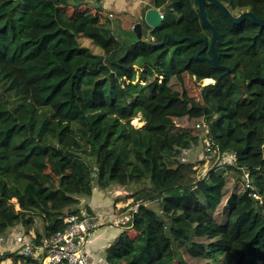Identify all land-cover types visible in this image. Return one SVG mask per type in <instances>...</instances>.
Returning <instances> with one entry per match:
<instances>
[{"label": "trees", "instance_id": "1", "mask_svg": "<svg viewBox=\"0 0 264 264\" xmlns=\"http://www.w3.org/2000/svg\"><path fill=\"white\" fill-rule=\"evenodd\" d=\"M89 1L0 0V238L20 231L40 247L67 227L66 213L81 214L70 207L77 199L118 186L139 208L106 248L107 264H264V28L206 3L230 73L205 87L225 71L197 59L204 43L163 39L210 45L193 0L150 1L164 9L153 45L133 30L118 35L102 1ZM218 1L264 19V0ZM200 123L204 158L182 162V150L200 147ZM212 156L224 164L198 175ZM6 260L40 263L17 250Z\"/></svg>", "mask_w": 264, "mask_h": 264}, {"label": "built area", "instance_id": "2", "mask_svg": "<svg viewBox=\"0 0 264 264\" xmlns=\"http://www.w3.org/2000/svg\"><path fill=\"white\" fill-rule=\"evenodd\" d=\"M103 7L106 9V4L110 0H101ZM112 17V14H110ZM164 19V12L161 14ZM211 152V148L205 149ZM191 150L184 149L181 152L180 159L182 162H187L190 158ZM236 159V155L232 156ZM247 187H250L248 184ZM249 195L254 199H259V194L253 189L250 190ZM15 201V199H13ZM138 206H133V212L138 211ZM64 222L67 227L64 230L57 231L55 234L45 237L42 245L37 247L32 241H27L20 231H10L8 235H3L0 238V245H12L17 250L18 254L26 257L31 255L39 257V264H89L85 248L88 243L92 230L97 226L94 219L86 212L81 214L66 213ZM7 249L6 251H14ZM1 253L4 251L0 250Z\"/></svg>", "mask_w": 264, "mask_h": 264}, {"label": "crops", "instance_id": "3", "mask_svg": "<svg viewBox=\"0 0 264 264\" xmlns=\"http://www.w3.org/2000/svg\"><path fill=\"white\" fill-rule=\"evenodd\" d=\"M150 1L151 0H110L106 4L107 8L105 10L108 11L109 14H113L112 17L116 16L113 27L118 35L121 37L125 36L130 30H133L136 23L141 21L143 12L145 11V9H142V5L147 4L148 8L158 7L155 4H151ZM131 20H135V22L130 27ZM103 193L104 192L101 193L99 190H95L93 196L87 199L82 198V204L77 207L81 210V213H88L97 223V226L90 234L85 248L86 258L89 264H107L105 250L117 237L120 226L123 223L122 214H118L117 210H109V199L107 200L106 196H102ZM85 200L88 201L85 203ZM128 202H130V200H128ZM71 212H75V209ZM4 249L3 251L7 250V248ZM2 264H12V262L4 261Z\"/></svg>", "mask_w": 264, "mask_h": 264}, {"label": "water", "instance_id": "4", "mask_svg": "<svg viewBox=\"0 0 264 264\" xmlns=\"http://www.w3.org/2000/svg\"><path fill=\"white\" fill-rule=\"evenodd\" d=\"M206 3L212 4L220 8V10L224 13V15L233 23L239 24L243 23L245 21H250L253 24L259 25L260 27L264 28V19L257 18L252 12L250 11H244L240 13L239 15H233L224 4H222L218 0H193V5L196 10L199 11L201 21L203 22L204 26L209 28L212 33V41L209 45L208 41L205 38H198L194 40L193 38L189 37H183L181 39H176L173 35L167 33L164 35L163 39L166 37L172 38L174 41L178 42H183L186 39L191 40L194 43H204V47L199 50L196 54L197 59L203 60L207 62L212 68L224 70L225 72L216 80V82H207L204 84L205 87L212 86L216 87V85L219 83L220 79L228 75L230 73V69L225 66L220 65V60L219 56L216 51V44L218 40V33L217 30L214 28L213 24L210 22L208 18V13L206 10ZM147 4L142 5V9H146ZM164 12L163 8L159 7H149L146 11L143 12L142 19L140 22L136 23L134 25L133 31L135 32L136 36L138 39H143L145 40L149 45H153V39L151 37L152 31L157 29L162 23H163V18L161 17V14ZM147 26L149 27V30H147ZM210 47V52H211V57H205L202 56L201 54L208 48ZM203 90V94H204ZM215 114V113H214ZM74 213V212H71Z\"/></svg>", "mask_w": 264, "mask_h": 264}, {"label": "rangeland", "instance_id": "5", "mask_svg": "<svg viewBox=\"0 0 264 264\" xmlns=\"http://www.w3.org/2000/svg\"><path fill=\"white\" fill-rule=\"evenodd\" d=\"M85 1H87V0H85ZM88 2L91 3V1H89V0H88ZM83 5H86L87 6V4H85V3ZM106 14L108 16H110V14H109L108 11H106ZM110 18L112 20V24H114V22L116 20L115 19L116 16L115 17L113 16V17H110ZM134 22H135V20H131L130 21V27L132 26V24ZM79 42H80V44L82 46L89 47L92 51H94L96 53H100V49L96 45H93L90 40H87L86 38L80 37L79 38ZM207 82H214V80H212V79L205 80L202 85L206 84ZM199 89L200 88L198 86H195V92L197 94H199ZM179 123H180L181 126H188V125L192 124V123L188 122L186 119H181L179 121ZM133 124L135 126H141L143 123L140 122L136 118L133 121ZM196 129L199 132L200 136L202 137V140H201L202 142L200 143V147L197 149V151H196V148L191 151L190 159L193 160V161H195V160L198 161V160L204 158V148L206 146V144H205L206 141H204V136L206 134V128H205V126H203V124L200 123V126L199 127H198V124L196 125ZM211 162L213 164L214 163L215 164H224L225 161L223 159L218 158V156H212L211 159H208V161L206 162V164L204 165V167L199 170L198 175H204L206 173V171L209 169V166H210ZM100 192L102 193V191H100ZM128 192H130V191L127 188H120L118 186H111L102 195L104 197L106 196L107 197V200L109 199V204H110L109 205V208H110L109 210L110 211L117 210L118 211V214H122V216H123V222H125L126 220L129 219V213L131 212V208H130L131 205H130V203L132 202V199L131 198L130 199L129 198L127 199ZM81 199L82 198L77 199V202L72 203L70 207L71 208H76V207L80 206V204H82ZM104 200H105V198H104ZM128 200H130V202H128ZM87 201L88 200H85L84 202L86 203ZM43 203L45 205H47L48 207L53 208V209L54 208H58L62 204V203H59L58 201L50 202L49 204H47L46 202L43 201ZM186 205L187 206H191V207H195L196 206V204L191 200V198H187L186 199ZM85 206H87V205H85ZM148 206H149V208L156 215H161V209H160V206H159L158 202H156V201L150 202V203H148ZM128 208H130V209H128ZM37 225H38V228H41L42 222L38 221ZM131 234H132V236H134L135 233L132 232ZM4 248H7V249L9 248L11 250H14L15 249V247L12 246V245H6V246H1L0 245V250H5ZM6 261H10L11 262V260H6Z\"/></svg>", "mask_w": 264, "mask_h": 264}]
</instances>
